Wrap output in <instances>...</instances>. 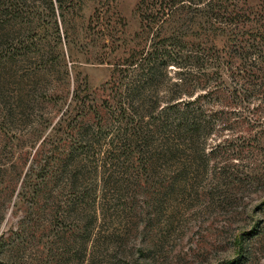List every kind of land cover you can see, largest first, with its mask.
Returning a JSON list of instances; mask_svg holds the SVG:
<instances>
[{"label":"rangeland","instance_id":"1","mask_svg":"<svg viewBox=\"0 0 264 264\" xmlns=\"http://www.w3.org/2000/svg\"><path fill=\"white\" fill-rule=\"evenodd\" d=\"M137 3L29 0L0 13V264H264V0L225 3L246 17L231 38L199 14L183 21L156 98L181 79L179 100L197 97L184 120L196 137L160 138L159 122H178L167 110L143 127L144 156L126 132L142 120L117 115L144 72L135 64L110 88L116 66L154 47ZM162 20L166 35L175 22ZM162 150L163 181L144 182Z\"/></svg>","mask_w":264,"mask_h":264},{"label":"trees","instance_id":"2","mask_svg":"<svg viewBox=\"0 0 264 264\" xmlns=\"http://www.w3.org/2000/svg\"><path fill=\"white\" fill-rule=\"evenodd\" d=\"M37 1L41 5L47 3L48 5H52L55 2L58 3V5H62V3L66 0ZM148 1L149 0H138L136 11L140 18V28L141 30H143L147 27L146 33L151 32V38L154 39V41L152 42V46L154 47L145 55H143V53H145L146 51H144L143 49L135 51V53H142L141 58L142 60L144 59L143 62L138 61V63H136L137 58L135 54H131L129 57L124 59V63L122 66H116V68L114 69L116 72V79L112 81L110 87L115 88V86H117L119 82H121V79L127 78L125 76L129 75V72H131L132 70L131 67L135 64V66L138 65L141 71L144 72L143 75L145 74L148 77L146 78V83L143 86H139L136 82H140V79L143 75L139 74L135 76V83L132 87L126 89L124 95L126 105L119 104V107L117 108V115L120 118L124 117L125 110L130 112L132 116L137 114L139 119L142 121L144 120V118H146L145 122H139L138 127L140 128H130L126 130V132L129 131V137L138 138L141 141L142 144H140V146H142L143 150L141 151L142 156L145 155V150L153 148L151 147V140L149 139V137H147V130L143 131V127H145L150 121L154 122L156 120L159 122L158 118L163 113L167 112V110L174 111L177 114L178 122L175 126L164 123L162 121L159 122L156 131L159 133L160 138L167 137L168 135L178 137L182 136L184 132L188 131L191 132L194 137H196L195 132L197 128H194V125L185 123L184 120L187 119L186 115L189 113V110H187L189 108V104L193 103V101H195L197 97L193 99L179 100V98H181L179 96L182 93L186 92L183 88L184 82L182 83L181 79L175 80L169 85V88L167 89V101L164 105L160 107L158 103L159 101L156 98V79L161 77L162 75L167 76L168 79H171L170 77H172L171 75L168 76V71H166L168 64L174 62L168 54L174 51L181 55L182 48L185 45L183 38H181L178 32L179 28H181V26L183 25V21L189 19L192 20L194 18V15L199 14V18H202V22L208 24V32L211 35L221 32L225 33L229 38H231V36L234 35V29L238 27L240 21L246 18L244 17V14L239 12L237 8L233 6V4H225L228 0H151L150 3ZM28 2L29 0H0V13H3V15L8 14L12 17L18 16L20 7L26 5ZM185 3H188V5L183 8L182 4ZM153 7L155 8V15L151 14L150 12V10H154ZM181 8H183L184 11H181ZM161 16H170V19L168 20H171L173 18L175 22V25H171L172 30L169 31L166 35H163V33H161L160 31L159 26H157V22H160L162 20ZM163 20H167V18H164ZM211 46L213 47L205 48L208 51H210L212 48H215V45ZM157 52L159 53L157 54ZM160 55L162 56V58L158 59V56ZM164 56H166L167 59L164 58ZM105 102H107L106 99ZM125 141L129 142V139L127 138L125 139ZM128 142L125 143V145H127ZM152 154L156 155V158L154 160H151L150 165L148 164L149 166H145V168H143L142 170V173L144 174V182H148L149 179L154 178L158 183H160L161 181H163V179L162 177H160L158 170H156L155 167H152V165L155 164L158 159H169L172 152L162 150L160 152L157 151ZM153 155L152 157H154ZM46 159L47 156L44 157V160L41 162V164L36 165V167H31L30 172L35 170V175H37L38 173V175H41L46 170ZM76 180L77 179L75 177V174H72L69 182L72 186H74L77 183Z\"/></svg>","mask_w":264,"mask_h":264}]
</instances>
